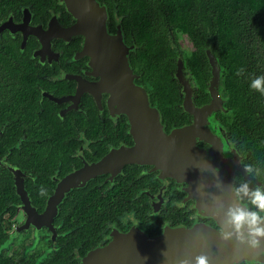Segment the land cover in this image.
Wrapping results in <instances>:
<instances>
[{"label": "flooded vegetation", "instance_id": "af4514ba", "mask_svg": "<svg viewBox=\"0 0 264 264\" xmlns=\"http://www.w3.org/2000/svg\"><path fill=\"white\" fill-rule=\"evenodd\" d=\"M96 1L105 10L107 34L119 33L128 57L134 56L135 44L127 41L115 11L110 13L106 4ZM74 23L75 19L61 0H0V55L6 56L8 65L12 63L10 69L20 73L15 83L0 82L3 88L14 84L19 97L15 106L9 93L1 97L0 106L5 109L0 113L6 121L0 126V138L15 122L16 131L12 133L16 142L7 153L33 143L29 154L42 160L44 169L38 171L31 164L22 168L30 156L26 153L20 152L18 161L14 162H8L7 155L0 156V162L4 163L0 167L10 173L18 199L12 203L14 212L0 216V261L3 264H82L89 253L106 247L116 235H128L132 231L150 237L201 225L220 231L215 220L199 209V195L190 193L186 181L164 175L151 164H126L114 176L97 175L70 190L57 212L45 214L46 203L61 180L97 162L110 151L131 148L134 144L128 116L110 111L109 94L95 86L99 77L91 73L90 57L80 54L85 38L62 32ZM179 41L178 38L172 43L176 58L171 78L178 89L179 106L187 118L180 126H169L162 121L164 131L170 133L199 122L202 128L189 141H194L199 149L220 151L226 161L239 160L248 173L246 177L235 171L233 186L247 183L250 189L264 188V181L249 172L245 157L237 151L220 122L218 114L224 119L230 118V114L225 107L226 98L221 95V71L218 84L211 82L209 53H212L206 50L209 76L202 87L187 65L189 59L199 54L189 42L190 51L183 49ZM180 59L184 80L188 79L191 87L196 115L184 107L183 87L176 77ZM131 70L135 85L143 88L151 106L157 107L138 66ZM215 90L218 97L214 101ZM210 104V111L203 114ZM11 168L19 171L23 191L34 212L22 209ZM39 187L47 191L41 205L37 203L40 197L32 194Z\"/></svg>", "mask_w": 264, "mask_h": 264}, {"label": "water", "instance_id": "95a60500", "mask_svg": "<svg viewBox=\"0 0 264 264\" xmlns=\"http://www.w3.org/2000/svg\"><path fill=\"white\" fill-rule=\"evenodd\" d=\"M61 1L75 19V23L63 28L62 32L85 38L80 54L90 57L91 73L99 77L95 86L109 94L110 111L128 116L134 144L131 148L120 147L110 151L97 162L61 180L46 203L45 214L57 212L70 190L83 186L97 175L109 173L114 176L126 164H151L164 175L186 181L190 193L199 195V209L213 218L224 232H232L230 238L224 239L221 231L203 225L192 230H168L153 237L132 231L128 235H116L106 247L89 253L82 264H180L182 260L195 264L199 255L206 256L209 264L264 263V238L259 246L252 247L246 228L243 230L245 238L240 240L227 223V207L237 203L233 195L234 172L240 171L248 177L240 161H226L220 151L199 149L194 141H189L202 128L199 122L166 133L158 108L151 106L148 93L134 83L128 51L120 34L110 36L106 32L104 8L96 0ZM209 61L211 82L218 84L221 67L210 53ZM181 68L180 59L176 77L183 87L184 107L196 115L191 87L188 79L184 80ZM212 96L214 101L217 100L216 90ZM211 104L203 114L210 111ZM10 172L16 193L21 197L22 209L27 213L34 212L23 191L19 171L11 168Z\"/></svg>", "mask_w": 264, "mask_h": 264}, {"label": "trees", "instance_id": "16d2710c", "mask_svg": "<svg viewBox=\"0 0 264 264\" xmlns=\"http://www.w3.org/2000/svg\"><path fill=\"white\" fill-rule=\"evenodd\" d=\"M100 1L106 4L110 13L115 11L127 41L135 44L134 56L129 58L130 66H138L143 82L150 87L152 100L157 102L161 120L169 126H180L187 118L179 106L178 89L171 78L176 58L173 41L181 36L199 54L200 58L189 59L187 65L202 87L209 76L206 50L217 58L227 93L225 107L230 114L226 119L218 114L220 122L237 151L245 157L249 172L264 181V95L249 88L252 79L264 75V0ZM11 64H7L5 55H0V82L15 83L19 79L20 73L10 69ZM12 85L0 86V102L3 101L1 97L9 93L15 106L19 97L16 86ZM4 109L0 106V111ZM5 119L0 113V126ZM14 123L0 138V156L7 155L8 162L18 161L20 152L30 155V145L33 144H23L21 150L13 149L7 153L16 142L12 133L16 131L13 127L17 126ZM27 133L31 135L30 130ZM42 162L30 155L21 167L31 164L30 167L44 171ZM29 189L32 190L31 186ZM46 193L42 187L32 192L40 197L37 202L40 205ZM15 202L18 199L12 177L0 167V216L14 212L12 203ZM0 264L3 263L0 261Z\"/></svg>", "mask_w": 264, "mask_h": 264}, {"label": "clouds", "instance_id": "9594fccd", "mask_svg": "<svg viewBox=\"0 0 264 264\" xmlns=\"http://www.w3.org/2000/svg\"><path fill=\"white\" fill-rule=\"evenodd\" d=\"M249 88L264 95V75L252 79ZM233 195L237 203L227 207V223L240 240L245 238L243 230L246 228L249 244L257 247L260 240L264 238V188L250 189L247 183H241L233 186ZM219 230L224 239L232 236V232H224L222 228ZM180 264H190V262L182 260ZM195 264H209V262L206 256L199 255L195 258ZM253 264H259V262H253Z\"/></svg>", "mask_w": 264, "mask_h": 264}, {"label": "rangeland", "instance_id": "374dc122", "mask_svg": "<svg viewBox=\"0 0 264 264\" xmlns=\"http://www.w3.org/2000/svg\"><path fill=\"white\" fill-rule=\"evenodd\" d=\"M179 40H180L179 42H180V44H181V47H182L183 49H186V50H188V51L191 50L190 44L188 43V41H187L185 38L179 37ZM217 62H218V61H217ZM220 86H221V95L223 96V98H226L227 93H226L225 90H224V86H223V84H222V80L220 81Z\"/></svg>", "mask_w": 264, "mask_h": 264}]
</instances>
